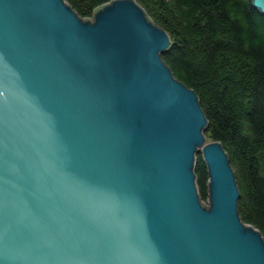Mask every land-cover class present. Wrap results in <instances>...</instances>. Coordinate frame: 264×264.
Here are the masks:
<instances>
[{
    "label": "water",
    "instance_id": "1",
    "mask_svg": "<svg viewBox=\"0 0 264 264\" xmlns=\"http://www.w3.org/2000/svg\"><path fill=\"white\" fill-rule=\"evenodd\" d=\"M170 45L136 0H0V264H264Z\"/></svg>",
    "mask_w": 264,
    "mask_h": 264
},
{
    "label": "trees",
    "instance_id": "2",
    "mask_svg": "<svg viewBox=\"0 0 264 264\" xmlns=\"http://www.w3.org/2000/svg\"><path fill=\"white\" fill-rule=\"evenodd\" d=\"M90 18L111 0H66ZM171 38L162 58L194 89L207 117L205 135L226 149L240 191L242 219L264 238V15L253 0H136ZM208 200L201 153L194 166Z\"/></svg>",
    "mask_w": 264,
    "mask_h": 264
},
{
    "label": "rangeland",
    "instance_id": "3",
    "mask_svg": "<svg viewBox=\"0 0 264 264\" xmlns=\"http://www.w3.org/2000/svg\"><path fill=\"white\" fill-rule=\"evenodd\" d=\"M207 141L209 142V141H211V139L207 138ZM204 202H205L206 204H209V201H208V200H204Z\"/></svg>",
    "mask_w": 264,
    "mask_h": 264
},
{
    "label": "bare ground",
    "instance_id": "4",
    "mask_svg": "<svg viewBox=\"0 0 264 264\" xmlns=\"http://www.w3.org/2000/svg\"><path fill=\"white\" fill-rule=\"evenodd\" d=\"M172 70V69H171ZM177 78V77H176ZM200 101V100H199ZM203 200V199H202ZM204 201V200H203Z\"/></svg>",
    "mask_w": 264,
    "mask_h": 264
}]
</instances>
